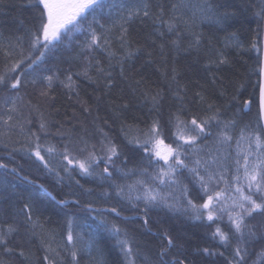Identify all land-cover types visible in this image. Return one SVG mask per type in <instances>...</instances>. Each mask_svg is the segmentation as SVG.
I'll use <instances>...</instances> for the list:
<instances>
[{"label": "trees", "instance_id": "16d2710c", "mask_svg": "<svg viewBox=\"0 0 264 264\" xmlns=\"http://www.w3.org/2000/svg\"><path fill=\"white\" fill-rule=\"evenodd\" d=\"M140 2L104 0L105 7L95 14L99 23L89 16L79 29L62 32L44 57L28 68L43 51L31 47L42 6L34 0H0V75L6 77L0 84V163L8 165L0 168V231H6L9 225L17 229L6 237V245H0V264H160V249L167 243L165 233L175 245L169 251L184 264H233L238 246L247 249L244 264H264V212L257 210L245 216L243 235L236 232L229 219L243 214L235 189L244 187L246 181L241 179L237 184L233 179L237 142L242 131L245 137L251 132H264L260 111L264 0H207L213 5L207 18L191 7L205 0H188L189 7L182 11L189 30L181 25L178 48L171 44L177 39L175 33H167L152 19L134 18L125 25L133 55L121 59L125 54L117 39L121 17ZM144 2L159 15L157 4L167 11L179 0ZM158 28L166 32L163 40L157 35ZM91 29L98 36L110 37L115 57L87 47ZM196 37L199 45L189 47ZM161 43L165 45L163 53ZM20 60L24 62L14 72L9 71ZM96 60L111 73L110 77L96 71ZM17 76L22 84L12 89V78ZM47 76H53L51 87ZM69 76L72 85L66 87ZM157 94L159 103L154 106L151 97ZM245 101H249L248 108ZM9 115L12 120L5 124ZM212 115L218 120L210 122L206 135L198 141V150L183 145L181 155L189 167L198 158L207 161L209 171L216 174L209 194L221 195L214 201V220L209 221L207 210L200 209L203 215L197 218V211L187 203L188 198L196 205L207 200L192 174L179 168L176 183L162 184L155 177L160 167H166L164 162L154 159L149 165L147 154L129 140L142 141L153 121L158 120L165 144L175 147L177 118L190 121ZM41 123L45 124L43 130ZM225 130L232 139L220 143V133ZM36 136L44 162L27 150L36 143ZM109 141L119 152L111 163L104 148ZM246 146V140L240 141L241 150ZM49 147L55 151L49 153ZM90 154L99 158L91 176L82 174L75 163L87 160ZM65 155L74 163L69 165ZM214 159L219 163H213ZM105 166L110 177L103 172ZM200 171L204 174L203 167ZM221 175L223 179H219ZM137 180L161 189V196L172 207L135 199L143 194L142 189L137 190ZM117 185L124 189L120 195ZM129 185L135 186L131 192ZM184 185L188 186L189 197L182 193ZM61 200L67 203H59ZM25 204L30 207L31 220ZM113 225L121 229L120 238L129 241L130 256L110 231ZM70 227L72 242L67 239ZM217 228L228 235L227 241L213 236ZM205 248L212 254L205 253Z\"/></svg>", "mask_w": 264, "mask_h": 264}, {"label": "snow or ice", "instance_id": "6c2138e0", "mask_svg": "<svg viewBox=\"0 0 264 264\" xmlns=\"http://www.w3.org/2000/svg\"><path fill=\"white\" fill-rule=\"evenodd\" d=\"M34 2L42 6L40 7V24L35 32L32 33L31 39V47L33 50H37L38 48H42L43 51H40L39 56L35 59L31 60V63L28 64V68H32L37 61L41 60L46 51L50 50V45H53L54 42L59 41L62 35V32L71 31L74 28L79 29L82 22L87 21L89 16L93 17V20L96 23H99L98 20H95V14L98 10H102L105 7L104 0H34ZM159 15H154L152 13V6L141 0L140 3L130 7L127 9V15L121 17L122 23H120V34L117 37L120 41V46L125 50V54L123 58H129L133 55V50L130 47V41L127 39L128 28L125 27L126 24L130 23L134 18L141 19H152L154 24H159L161 27L166 28L167 33H175L177 36L176 40H172L171 44L174 47L179 46L178 41L181 36V25L185 31L189 30V22L184 19L183 9L189 7L188 0H179L178 3H172L170 8L166 11L165 7L162 4L156 5ZM191 7L198 9L201 13H204L205 18H207V12L212 11L213 5L207 3V0L203 4L192 5ZM179 13V15H178ZM195 15V13H194ZM165 16L168 18L165 19ZM227 14H225V18ZM90 27V25H89ZM103 28V25H100ZM157 35L163 40L166 36L165 31H161L159 28L156 30ZM193 35H195L193 33ZM110 37L101 34L97 35L95 29H91V40L87 45L90 49H101L105 51L109 58H113L116 56V53L110 48ZM155 43V41H153ZM199 45V37H196L194 45L190 44L189 47L198 46ZM161 53L164 50V43L159 45ZM7 55H11V53H6ZM24 61H18L13 67L9 70L14 72L16 68L20 66ZM220 63H224V60H221ZM96 71L99 74L110 77L111 73H106L105 69L100 66V61L96 60ZM123 73V69H122ZM87 75V72H85ZM45 79L49 82L48 86H52L53 76H47ZM91 79V77H89ZM172 79H175V69H173ZM6 81V77L4 75H0V84H4ZM22 82L19 76L12 78V83L10 87L12 89H18L21 86ZM72 78L68 77V84L66 87H71ZM111 85V81L109 80L108 86ZM147 96V93H145ZM158 96L154 95L151 97L153 105H157L159 103ZM249 101H245V105ZM127 107V105H125ZM211 108V105H209ZM14 109H10L12 111ZM260 110L261 113H264V84L260 87ZM3 119V117H0ZM12 120V116L9 115L4 123L7 124L8 121ZM218 120L216 115H212L207 119H198L197 117H193L190 121H181L179 118L176 119L174 127L175 131L173 133L175 147H173L172 143L165 144L164 142V133L163 126L160 124L158 120H154L152 126L148 129V131L144 134L145 138L141 141L139 138H133L129 140V143L137 144L141 149H143L144 153L147 154V159L149 165L152 164L155 159L157 162L163 161L166 167H160L155 179L160 180L163 183H176L175 174L177 173L179 168L187 169L192 176L196 179V181L200 185V189L207 196V200L201 204L196 205L191 198H188L187 203L191 208L197 211V218L203 215L200 212V209L207 210V219L209 221L214 220L213 212L215 211L213 205L214 201L218 200L221 193L214 192L213 194H209L211 181L216 178V174L214 172L209 171V165L207 161H201V159H196L193 163V167H189L187 163L183 159H181L182 153H184L183 145H188L192 147L194 150H198V141L206 135V129L210 126V122ZM234 123V122H232ZM228 125H225V129H227ZM41 130L45 128V124L41 123ZM35 136V133H33ZM39 137L36 136V143L34 146L29 147L27 150L29 152H33L36 158L42 162H44L45 158L41 155V144L39 143ZM232 137L228 135L227 131H222L220 133L219 142L227 143L231 141ZM247 141V146L243 150L239 148L240 141ZM182 141L183 144L179 143ZM240 141H238V149L236 152V156L233 159V165L235 168V175L233 179L239 184L241 179L246 181L244 187L237 186L235 191L240 194V203L238 207L243 210V214L237 216L235 219H232L230 216L229 219L232 221V224L235 227L237 233L243 235V228L246 227L245 224V216H251L253 212L259 210L264 212V195H259L260 193H264V132H251L247 137L244 136L243 131L241 133ZM107 156L106 160L111 163L113 156H118L119 152L117 146L109 141L104 146ZM49 153L55 151L54 148H47ZM68 161V164L71 165L74 163L73 159H70L67 155L63 157ZM78 165L80 171L84 175L91 176L93 174L94 164L99 163V158H97L94 154H90L87 160L83 161H75ZM213 163H219V160L214 159ZM46 168L48 167L45 162L44 165ZM8 165L4 163H0V168H7ZM201 167L204 169V174H201ZM13 172L16 170L13 169ZM65 171H68L66 168ZM147 171L146 169L144 170ZM104 173H107L108 176H111L109 169L107 166L103 169ZM58 175V174H57ZM167 177V181L164 179ZM27 179V177H25ZM219 179H223L221 175ZM79 184V181H77ZM136 185L140 186L139 189H142V196H136L135 199H143L146 204H163L166 207H172L169 205L165 199V197L161 196L159 192L151 187L146 186V182L144 180H137ZM41 188H44V185H40ZM117 194L120 195L123 193L124 189L120 185H117ZM135 186L129 185V192L133 190ZM245 188L247 189V193H245ZM255 189V191H253ZM47 191V189H45ZM182 193L185 197H189V189L187 185L182 187ZM257 198L254 199L253 197ZM131 195L128 196V199H132ZM257 199L260 202H257ZM61 204H66L67 201L61 200L59 201ZM75 203H79V201H75ZM90 207V205H89ZM24 209L27 210V218L31 220V211L28 204L24 205ZM112 212H117V209L112 208ZM119 213L117 212V215ZM144 224H148V220H144ZM17 231V229L11 225L7 227L6 231H0V245H6L7 239L6 237L10 236L13 232ZM110 231L117 236V242L121 246L122 250L125 251L126 256H130L132 253V249L128 246L129 241L127 239H121L120 233L121 229L116 225H113ZM254 235V234H253ZM213 236H219L221 241H227L228 235L221 231L220 228L216 229V232L213 233ZM165 237L167 238V243L164 245L162 243L160 249V264H184V261L179 259L177 255L173 252L169 251L175 247L174 241L172 238L167 237L165 233ZM67 239L69 242L73 241V234L71 231V227L69 228ZM163 239V238H162ZM205 253L212 254L208 248L203 249ZM72 257L75 259L76 253L72 252ZM222 255V253H221ZM247 255V249H242L241 247H236L234 250V261L233 264H244L245 257ZM166 256H170L171 259H165ZM238 258V259H236ZM45 259H48L45 257ZM131 264V262H129Z\"/></svg>", "mask_w": 264, "mask_h": 264}, {"label": "water", "instance_id": "95a60500", "mask_svg": "<svg viewBox=\"0 0 264 264\" xmlns=\"http://www.w3.org/2000/svg\"><path fill=\"white\" fill-rule=\"evenodd\" d=\"M264 84V55H263V65H262V79H261V85ZM249 107V103L247 108ZM261 120H262V125L264 128V113H261Z\"/></svg>", "mask_w": 264, "mask_h": 264}, {"label": "rangeland", "instance_id": "374dc122", "mask_svg": "<svg viewBox=\"0 0 264 264\" xmlns=\"http://www.w3.org/2000/svg\"><path fill=\"white\" fill-rule=\"evenodd\" d=\"M165 179V178H164ZM164 184V183H163ZM158 192H159V194L160 195H163V193H162V191H161V189L160 190H158Z\"/></svg>", "mask_w": 264, "mask_h": 264}, {"label": "bare ground", "instance_id": "6f19581e", "mask_svg": "<svg viewBox=\"0 0 264 264\" xmlns=\"http://www.w3.org/2000/svg\"><path fill=\"white\" fill-rule=\"evenodd\" d=\"M263 55H264V41H263ZM262 79V78H261ZM261 111V110H260Z\"/></svg>", "mask_w": 264, "mask_h": 264}]
</instances>
